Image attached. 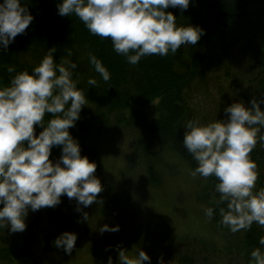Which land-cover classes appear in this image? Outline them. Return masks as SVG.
<instances>
[{"label":"trees","instance_id":"obj_1","mask_svg":"<svg viewBox=\"0 0 264 264\" xmlns=\"http://www.w3.org/2000/svg\"><path fill=\"white\" fill-rule=\"evenodd\" d=\"M26 2L34 19L7 48L0 47V84L10 83L15 75L7 71L9 65H15L17 72L25 68L31 71L52 46L57 49V62L63 57L74 61V78L88 104L82 106L70 132L79 140L81 154L95 161V175L103 186L98 201L80 206L83 211L78 210L76 198L66 194L58 205L47 206L46 247L64 250L53 241L62 231L71 230L78 234L73 250L85 245L86 251L119 250L151 242L161 246L164 261L172 264H249L254 248L264 250L259 243L264 225L254 222L251 228L234 233L221 223L219 209L227 202L215 203L220 196L215 188L217 177H204L196 198L214 207L212 220L219 239L178 233L162 215L141 213L135 197L121 188L108 170L105 154L109 147L122 148L130 166L142 162L154 185L161 182L160 160L167 152L179 156L193 170L197 161L183 145V124L188 119H225L228 104L243 100L250 105L253 97L264 101V48L260 42L264 0H190L183 10L169 6L166 11L177 16L178 24L200 25L204 33L195 45H181L175 54L169 51L166 56L145 55L137 64L116 52L110 37L91 33L74 13L60 15L59 0ZM89 52L108 67L109 81L95 71ZM91 76L98 81L95 86L88 84ZM260 106L264 110V102ZM49 116L45 115L46 121ZM61 154L62 146L54 145L50 159L55 162ZM251 156L257 163L259 189L264 187V141H258ZM105 223L119 224L120 228L101 232ZM9 231L10 225L0 227L3 259L12 256L16 245ZM34 241L31 233L20 250H27Z\"/></svg>","mask_w":264,"mask_h":264},{"label":"clouds","instance_id":"obj_2","mask_svg":"<svg viewBox=\"0 0 264 264\" xmlns=\"http://www.w3.org/2000/svg\"><path fill=\"white\" fill-rule=\"evenodd\" d=\"M190 0H59L60 15H77L91 33L110 37L116 52L126 56L131 64L151 54H173L184 44L195 45L205 29L200 25L178 24L171 7L186 9ZM34 15L26 0H0V47L7 48L18 34L24 33ZM56 47L48 51L31 71H16L10 83L0 84V227L10 225L12 232L24 231L29 209L56 206L66 194L76 198L80 206L98 201L103 190L95 175L96 163L81 154L79 140L70 128L80 118L82 106L88 104L85 92L78 87L73 69L76 63L69 57L57 62ZM90 63L104 81L111 73L94 52L88 53ZM98 83L94 76L88 84ZM262 100L255 97L250 105L243 100L228 104L225 119L203 121L188 119L183 125V145L197 161L192 176H215V203L221 206V223L232 232L251 228L254 222L264 225V187L257 189V163L251 156L258 141H264V110ZM50 114L47 121L45 115ZM45 125L36 134L35 125ZM54 145L62 146L61 156L53 162ZM211 219L214 207L205 206ZM84 219L88 213L83 212ZM119 224L105 223L100 231H118ZM78 234L64 230L53 243L71 254ZM259 243L264 245V236ZM249 264H264V250L254 248ZM119 264H145L152 257L139 247L134 254L118 251ZM109 256L107 264H114ZM159 264H172L159 258Z\"/></svg>","mask_w":264,"mask_h":264},{"label":"rangeland","instance_id":"obj_3","mask_svg":"<svg viewBox=\"0 0 264 264\" xmlns=\"http://www.w3.org/2000/svg\"><path fill=\"white\" fill-rule=\"evenodd\" d=\"M260 42L264 48V24L260 32ZM35 128L37 132L41 131L43 126L37 124ZM124 153L122 148L109 147L105 154L107 155L105 164L108 170L115 175L117 184L135 197V202L139 205L143 215L155 212L162 215L178 233H194L208 239L217 238L215 224L212 218L209 219L204 212V207L207 205L196 198L197 191L205 183L203 176L199 174L192 176V170L184 160L172 152H167L160 160L161 182L159 185H154L148 179L142 162L130 166ZM46 208L44 207V211L29 209L26 229L17 232L9 231L10 234H14L12 236L15 241L14 245L16 244L12 250L11 257L13 258H0V264H22L16 252L20 253L23 239L25 236L29 238L28 234L35 232V226L41 227V230L34 237L35 241L29 250L31 258L27 259L25 264H107L109 256L115 261L114 264H119V250L101 248L86 251L88 246L85 245L69 254L64 250L48 249L45 245L48 231V223H45L47 221ZM139 247H143L152 257L151 261H146L145 264H159L160 245L156 246V244L146 242L125 249L129 254H134ZM19 256L23 258L24 254L21 253Z\"/></svg>","mask_w":264,"mask_h":264}]
</instances>
